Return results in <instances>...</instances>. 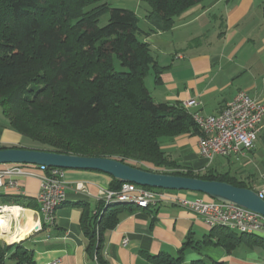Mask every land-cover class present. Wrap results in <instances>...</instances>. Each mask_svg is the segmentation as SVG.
I'll return each instance as SVG.
<instances>
[{"label": "trees", "instance_id": "trees-1", "mask_svg": "<svg viewBox=\"0 0 264 264\" xmlns=\"http://www.w3.org/2000/svg\"><path fill=\"white\" fill-rule=\"evenodd\" d=\"M101 1L0 0V108L12 129L38 143L0 144V149L110 158L148 171L156 168L163 171L154 172L250 188L229 174L183 167L164 153L161 138L201 132L184 105L157 103L145 82L152 70L160 82L165 67L143 36L172 30L177 17L205 0H144L150 5L149 30L140 26L134 10ZM106 14L108 22L100 25ZM122 184L113 178L110 188L118 190ZM1 197L3 204L37 207L22 195ZM79 205L89 255L108 264L103 254L105 232L116 227L121 213L142 207L102 199L94 211L87 203ZM205 238V242L217 238L227 251L241 243L264 248V234L225 226L213 227ZM2 239L0 264H37L26 238L11 244ZM192 246L188 240L178 256L151 259L156 264H184ZM190 264L206 263L200 259Z\"/></svg>", "mask_w": 264, "mask_h": 264}, {"label": "crops", "instance_id": "crops-1", "mask_svg": "<svg viewBox=\"0 0 264 264\" xmlns=\"http://www.w3.org/2000/svg\"><path fill=\"white\" fill-rule=\"evenodd\" d=\"M143 38L159 65L165 67L160 82L153 70L145 79L157 103L185 105L194 101L188 111L202 116L220 113L239 91L264 103V0H205L177 17L172 30ZM25 139L8 125L0 108V144L30 146ZM160 144L164 153L183 167L229 174L258 192L264 190V118L255 146L229 156L213 160L201 156L199 134L194 133L163 137ZM42 175L38 170L34 176L15 178L18 187L8 183L0 188V203L3 195L34 200L36 208L20 207L31 212V220L36 222ZM64 178L66 200L57 209L54 224L31 234L25 244L33 250L37 264H98L87 250L79 204L87 203L94 211L100 189H109L113 177L97 170L65 169ZM77 183H83L85 189L78 190ZM174 194L210 198L191 191ZM25 221L22 218L20 222ZM211 230L190 208L165 200L121 213L116 227L104 234L103 254L108 264H156L151 256H178L184 243L192 240L194 246L186 250L184 264L200 259L206 264H264L263 247L241 243L227 251L217 244V238L204 241Z\"/></svg>", "mask_w": 264, "mask_h": 264}, {"label": "built area", "instance_id": "built-area-1", "mask_svg": "<svg viewBox=\"0 0 264 264\" xmlns=\"http://www.w3.org/2000/svg\"><path fill=\"white\" fill-rule=\"evenodd\" d=\"M194 101H188L184 105L186 108L192 105ZM264 118V103H260L246 91H239L236 96L229 101L220 113L211 116H202L198 113L193 114V119L200 129L199 134V153L201 156L213 160L216 156H229L232 153L251 150L255 146L257 134ZM38 170L43 172L41 176V187L37 195V202H45L48 205L54 198L67 194V185L65 181V169L32 164H6L0 168V188L10 183L18 187V181L15 179L22 176H34ZM78 190H84L83 183H77ZM264 198V190L259 191ZM123 195H142L146 198L157 199V204L165 199H176V204L182 206V203L194 204L196 214L203 217L209 226V221L215 218H228L233 221V227L238 231L243 229L261 230L264 232V226H261L263 215L239 205L227 204L212 198L207 200L201 198L188 199L175 195L171 190L161 188H149L139 186L134 183H123L118 190L100 189L98 199L106 200L112 196ZM7 205L0 203V211ZM9 206V205H8ZM18 206L23 210L19 205ZM11 207V206H10ZM38 218L36 219L37 233L44 230L47 218H41L37 209ZM14 228L17 226V220L12 219ZM124 240V244L127 243ZM95 260L98 263L97 257ZM99 264V263H98Z\"/></svg>", "mask_w": 264, "mask_h": 264}, {"label": "water", "instance_id": "water-1", "mask_svg": "<svg viewBox=\"0 0 264 264\" xmlns=\"http://www.w3.org/2000/svg\"><path fill=\"white\" fill-rule=\"evenodd\" d=\"M6 164H32L47 168L97 170L111 175L122 183L202 193L212 199L243 206L264 216V198L252 188L239 187L218 180L148 171L115 159L61 154L29 148L0 149V165Z\"/></svg>", "mask_w": 264, "mask_h": 264}, {"label": "bare ground", "instance_id": "bare-ground-1", "mask_svg": "<svg viewBox=\"0 0 264 264\" xmlns=\"http://www.w3.org/2000/svg\"><path fill=\"white\" fill-rule=\"evenodd\" d=\"M66 194L60 195L54 198L48 205L45 202H38L41 218H47V223H54L55 214L57 209L65 202ZM166 201H172L176 203V199H165ZM109 203L121 202L135 204L142 208H148L151 204H156L157 199L155 198H146L142 195H123V196H112L106 199ZM182 206L188 207L194 211V204L182 203ZM4 211H0V237L6 238L10 243L21 241L29 237L34 232H37L36 222L31 220V212L22 210L18 206H6ZM26 219L24 223H21V219ZM12 219L17 220L16 229L12 225ZM209 226L211 228L216 226H225L233 230H237L233 227V221L228 218H215L214 220L209 221ZM261 226H264V218L261 219ZM242 232L248 233H264L261 230L254 229H243Z\"/></svg>", "mask_w": 264, "mask_h": 264}, {"label": "rangeland", "instance_id": "rangeland-1", "mask_svg": "<svg viewBox=\"0 0 264 264\" xmlns=\"http://www.w3.org/2000/svg\"><path fill=\"white\" fill-rule=\"evenodd\" d=\"M101 2H106L108 3L110 6L113 7H122V8H126V9H131L134 10L138 17H139V24L142 28H147L150 24V22L147 20L146 18V14L148 13V11L150 10V5L148 2L144 1V0H102ZM93 5L88 6L86 9H89L90 7H92ZM109 19V15L106 14L104 16H102L100 18V25H105L108 22ZM117 67L119 68V64H117ZM6 119V118H5ZM26 139V143L30 146H35L38 143H36L34 140H32L29 137H25ZM154 171H163L162 169H153ZM165 170V169H164ZM173 193H179V192H185L184 190H171ZM8 205V204H6ZM12 206V205H9ZM2 239V238H0ZM6 242H9L8 240H6V238H4ZM3 240V239H2ZM30 249V248H29ZM32 250V249H30ZM9 262V261H8ZM11 264V263H9Z\"/></svg>", "mask_w": 264, "mask_h": 264}]
</instances>
